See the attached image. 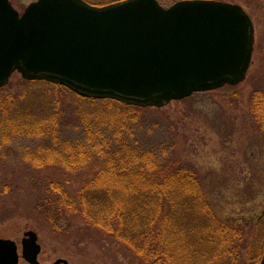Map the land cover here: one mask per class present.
<instances>
[{"label": "water", "instance_id": "water-1", "mask_svg": "<svg viewBox=\"0 0 264 264\" xmlns=\"http://www.w3.org/2000/svg\"><path fill=\"white\" fill-rule=\"evenodd\" d=\"M254 49L245 10L215 0H38L22 15L0 0V88L12 74L46 81L88 99L163 108L194 93L241 84ZM34 231L22 252L38 264ZM14 241L0 239V264H17ZM64 261H57L60 264ZM260 264H264V252Z\"/></svg>", "mask_w": 264, "mask_h": 264}, {"label": "trees", "instance_id": "trees-1", "mask_svg": "<svg viewBox=\"0 0 264 264\" xmlns=\"http://www.w3.org/2000/svg\"><path fill=\"white\" fill-rule=\"evenodd\" d=\"M111 3L115 2L100 6ZM26 83L28 89L20 94L0 98V147L17 138L43 139L34 149L24 150L27 167L36 172L50 166L69 171L90 167L93 173L75 194L68 190V180L35 179L38 193L25 204V211L37 221L60 237L75 239L76 245H118L140 264H260L264 211L250 226L258 237L241 248L245 227L215 217L192 168L180 164L172 172L165 170L151 148L125 140L123 122L130 111L143 108L85 99L108 103L109 109L117 105L120 109L114 108L126 116H113L108 109L82 116L84 137L73 143L60 134L57 101L46 113L28 110L26 104L33 84L70 91L43 81ZM250 103L252 120L264 130V90H253ZM240 248L250 251L241 257Z\"/></svg>", "mask_w": 264, "mask_h": 264}, {"label": "rangeland", "instance_id": "rangeland-1", "mask_svg": "<svg viewBox=\"0 0 264 264\" xmlns=\"http://www.w3.org/2000/svg\"><path fill=\"white\" fill-rule=\"evenodd\" d=\"M36 1L9 0L19 14ZM84 1L100 6L118 0ZM157 1L164 7L175 3V0ZM222 2L241 6L254 25V51L245 80L234 87L195 93L163 108L130 111L123 127L125 140L151 148L165 170L170 168L172 172L180 164L192 168L215 217L226 224L245 227V236L239 242L244 248L258 237L257 231L250 229L264 211V130L250 115L253 90H264V1ZM26 82L20 74H12L8 84L0 89V98L20 94L28 86ZM56 89L54 85L33 84L27 92V108L46 113L49 112L46 108H52V102L57 101L60 134L73 143L84 137L82 116L88 118L90 114L108 109L113 116L125 119L122 115L126 116V112L120 114L114 108L117 105L109 109L108 103L81 99L66 90ZM43 142V139L17 138L0 147V193L5 190L0 194V239L14 241L19 249L24 233L34 231L41 246L39 261L42 264H51L57 259L69 264H140L118 245H76L75 239L60 237L48 225L37 221L31 212L25 211V204L38 193L35 179L68 180L67 188L75 194L93 174L90 167L69 171L50 166L40 172L27 167L22 161L24 150L34 149ZM241 248L239 256L245 257L250 250L246 252Z\"/></svg>", "mask_w": 264, "mask_h": 264}, {"label": "flooded vegetation", "instance_id": "flooded-vegetation-1", "mask_svg": "<svg viewBox=\"0 0 264 264\" xmlns=\"http://www.w3.org/2000/svg\"><path fill=\"white\" fill-rule=\"evenodd\" d=\"M22 240H23V237H22V239L20 241V248L19 249H18V246H17V252H18V262H17V264H30L29 262L26 261L25 255L22 252ZM19 250H20V252H19ZM39 255H40V253H39ZM39 255L37 256V262H38V264H42L39 261ZM59 260L64 261V262H61L60 264H69L66 260H63V259H57L54 262H52L51 264H55Z\"/></svg>", "mask_w": 264, "mask_h": 264}]
</instances>
